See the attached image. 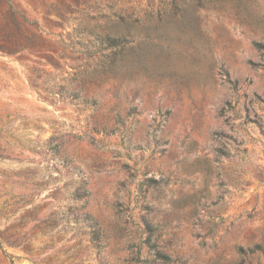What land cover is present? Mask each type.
<instances>
[{
  "label": "rangeland",
  "instance_id": "1",
  "mask_svg": "<svg viewBox=\"0 0 264 264\" xmlns=\"http://www.w3.org/2000/svg\"><path fill=\"white\" fill-rule=\"evenodd\" d=\"M11 11L36 44L0 50V264H239L264 244V0Z\"/></svg>",
  "mask_w": 264,
  "mask_h": 264
},
{
  "label": "trees",
  "instance_id": "2",
  "mask_svg": "<svg viewBox=\"0 0 264 264\" xmlns=\"http://www.w3.org/2000/svg\"><path fill=\"white\" fill-rule=\"evenodd\" d=\"M13 32H16L17 36ZM0 37L3 38V40L0 41V50L8 54L19 53L36 44L34 39L26 37L21 33L12 11L9 12L3 20H0ZM239 253L243 257V261L239 264H244L248 259L253 260V262L249 264H262L261 259L264 258V244H258L248 249L241 247L239 248ZM4 254L10 259L11 264H14V257L7 254L5 251Z\"/></svg>",
  "mask_w": 264,
  "mask_h": 264
}]
</instances>
